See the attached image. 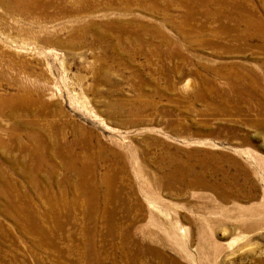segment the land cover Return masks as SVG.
<instances>
[{
    "label": "rangeland",
    "instance_id": "obj_1",
    "mask_svg": "<svg viewBox=\"0 0 264 264\" xmlns=\"http://www.w3.org/2000/svg\"><path fill=\"white\" fill-rule=\"evenodd\" d=\"M169 1L0 0V264H264V0Z\"/></svg>",
    "mask_w": 264,
    "mask_h": 264
},
{
    "label": "bare ground",
    "instance_id": "obj_2",
    "mask_svg": "<svg viewBox=\"0 0 264 264\" xmlns=\"http://www.w3.org/2000/svg\"><path fill=\"white\" fill-rule=\"evenodd\" d=\"M18 2H24L26 5L31 3L33 4L38 10L40 11H43L47 6H60L61 3L64 1V0H17ZM78 4L82 5L85 0H75ZM164 4V6L167 8L169 6V3L170 1L169 0H161ZM227 2V1H225ZM208 3H210V0H201V5L202 6H206ZM85 4V3H84ZM188 4V2H187ZM233 4H236L234 6V8H236V6L239 4V3H236V2H233L230 4V2L227 5H233ZM241 4V3H240ZM62 6V5H61ZM87 5H83L82 7L80 6H75L73 7V10H75L76 12H79L81 9H83L84 7H86ZM186 7V6H185ZM208 8H203L201 11L204 15V10H207ZM205 14L204 15L205 17H209L211 16L210 18H213V19H216L218 20L220 23L219 25L221 26L222 30L225 29V27L227 25H225V22H227L228 20L232 21L233 19L230 18V16L228 17L227 14L226 15H223L222 14V8L220 10H215L213 12L211 11H205ZM250 14V13H249ZM195 16V10H193V8L188 5L186 8H185V12L183 13V16H182V23L183 22H189L191 19H193V17ZM252 14H250L249 16H246V17H237V19L235 20V23L232 21V26H231V30L236 32L237 31V24H240V23H243L245 25V27L247 28V33H237V39L240 40V41H244V42H248L251 38H253L254 36L255 37H258L259 39L263 40L264 41V18H259V19H256V18H252L251 17ZM225 17V18H223ZM228 19V20H227ZM223 24V26H222ZM108 25V23H107ZM140 25H143V24H140ZM122 25H118V32L119 34L123 33L126 31L125 28L121 29ZM182 26V25H181ZM175 28L176 29H181L180 26H177L175 25ZM158 32V36H160L162 38V41L166 44H168V46H171V48L175 47V43H173V41L162 31L161 29V26L160 28L159 27H150V26H145L143 25L139 30L138 29H135V27H132L130 29V32L132 34V37L134 39V41H138L139 44L141 45L142 43H145L147 40L145 39V35H150L151 32ZM181 31V30H180ZM84 33V32H83ZM94 35L98 36V38L100 39H103L104 36H107V34L105 32H100L99 30H96L94 31L93 33ZM110 34V33H109ZM108 34V35H109ZM124 35V34H121V35H117V39L118 40H121V36ZM181 35H183V32H181ZM143 45V44H142ZM253 79V78H252ZM257 78H254V82H253V85L252 87H250V90L248 92H251V98H256V94L257 92H259L258 88H261V85L259 84L260 81L258 80H255ZM252 83V82H251ZM182 87L184 88H188V87H191V83H190V80L187 79L184 81ZM247 93V92H246ZM253 93V94H252ZM250 94V93H249ZM255 94V95H254ZM264 94V93H262ZM6 103V101H3V102H0V108L4 106V104ZM263 104L261 101H259V105ZM9 139H13V137H16L13 132H10L9 134ZM34 140V139H33ZM4 140L1 139L0 137V145H3L4 144ZM38 146L36 148H34L31 152L30 150L28 149H25L27 153H31L33 155V158L34 159H38L36 160L37 163H35V166H36V170H38L39 166H41L42 163L46 164V165H50V163H47V160H46V157L48 156L49 157V153L51 155H56V156H60L61 157V160H63V162L61 161V164H62V167L66 170H68L69 172L71 173H74L76 175H80L81 174V168L79 166H77V159L76 158H69L67 157L66 154L69 150H64L63 152L62 151H57L55 154L54 152H52V150H47L48 148V145L47 144H44L43 146L39 145V143L37 142ZM39 146L41 147V149L39 148ZM51 148V147H50ZM51 168H49V172L52 174L53 171L55 170V168H52V166H50ZM35 169V168H34ZM184 170L187 171V172H191L193 170L192 167L189 166V168H185L184 167Z\"/></svg>",
    "mask_w": 264,
    "mask_h": 264
}]
</instances>
